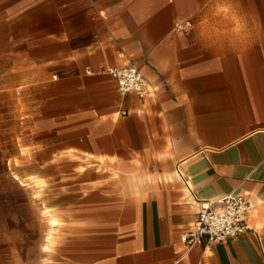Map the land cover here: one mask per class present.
<instances>
[{"label":"crops","instance_id":"crops-1","mask_svg":"<svg viewBox=\"0 0 264 264\" xmlns=\"http://www.w3.org/2000/svg\"><path fill=\"white\" fill-rule=\"evenodd\" d=\"M258 6L0 0V41L11 42L0 57L12 64L1 86L15 88L14 57L36 58L22 72L37 90L24 97L26 120L38 121L33 167L62 223L50 253L46 227L38 241L8 231L0 264H264V0ZM129 65L148 81L145 99L120 95L105 72ZM178 167L182 180L169 177ZM231 193L251 201V230L188 249L180 237L198 209L189 197Z\"/></svg>","mask_w":264,"mask_h":264},{"label":"rangeland","instance_id":"rangeland-1","mask_svg":"<svg viewBox=\"0 0 264 264\" xmlns=\"http://www.w3.org/2000/svg\"><path fill=\"white\" fill-rule=\"evenodd\" d=\"M256 7L262 0H255ZM9 48L11 42L0 41V48ZM15 49H22L21 42H14ZM36 58L14 57L15 60V88L8 89L1 86L7 77L11 61L0 57V244L14 231V239H39V230L48 229L45 216L41 211L44 207H51L53 201L47 200L50 188L48 183H36L39 169L34 168L35 161L40 157L37 153L38 121H28L30 107L25 103L24 97H30L37 90H31L35 80H30L23 75L24 70H29L28 60ZM23 62H26L23 64ZM10 69V68H9ZM30 71V70H29ZM12 72V71H10ZM17 175L24 184L21 185L14 179ZM35 210L30 216L28 210ZM54 214V211H53ZM14 215V228H11V217ZM7 220L10 221L9 227ZM45 234L42 235V241ZM54 243H52L53 247ZM17 251V250H16ZM38 255V250H33ZM0 256H5V249L0 245Z\"/></svg>","mask_w":264,"mask_h":264},{"label":"built area","instance_id":"built-area-1","mask_svg":"<svg viewBox=\"0 0 264 264\" xmlns=\"http://www.w3.org/2000/svg\"><path fill=\"white\" fill-rule=\"evenodd\" d=\"M187 25L189 23L177 25L176 29H185ZM105 72L115 79L120 95L133 93L140 99L149 96L148 81L135 66L109 67ZM251 209L249 198L240 194H226L212 201L200 200L195 219L180 239L191 249L197 245H211L236 238L251 230L248 222Z\"/></svg>","mask_w":264,"mask_h":264},{"label":"bare ground","instance_id":"bare-ground-1","mask_svg":"<svg viewBox=\"0 0 264 264\" xmlns=\"http://www.w3.org/2000/svg\"><path fill=\"white\" fill-rule=\"evenodd\" d=\"M182 170L178 167L174 170V172L169 175L170 178H176L178 180H182ZM14 179L18 180V182L23 185L24 182L17 176V175H14L13 176ZM36 183L41 185L43 183L42 180L40 179H37L36 180ZM185 194L187 196H190L189 194V191L188 189L185 187ZM189 199L194 203V204H197V202H195L191 197H189ZM42 215L45 216L46 218V222H47V226H48V229H47V232H46V235H45V238H44V241H43V244H42V250L45 251L46 253H50L52 251V243H54V236H55V232L57 230V228L62 224L60 219L58 217H56L54 214H53V210L52 208L50 207H44L41 211Z\"/></svg>","mask_w":264,"mask_h":264}]
</instances>
